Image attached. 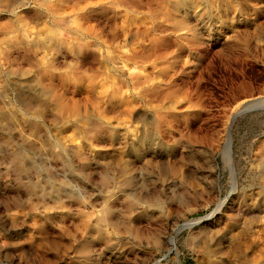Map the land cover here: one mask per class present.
Masks as SVG:
<instances>
[{
  "label": "rangeland",
  "instance_id": "rangeland-1",
  "mask_svg": "<svg viewBox=\"0 0 264 264\" xmlns=\"http://www.w3.org/2000/svg\"><path fill=\"white\" fill-rule=\"evenodd\" d=\"M0 264H264V0H0Z\"/></svg>",
  "mask_w": 264,
  "mask_h": 264
},
{
  "label": "bare ground",
  "instance_id": "bare-ground-1",
  "mask_svg": "<svg viewBox=\"0 0 264 264\" xmlns=\"http://www.w3.org/2000/svg\"><path fill=\"white\" fill-rule=\"evenodd\" d=\"M254 103L255 102H253V103H246L242 108L243 109H247L249 107H252L254 105ZM224 160H225V163L229 166L231 172H233V163H232V155H231V146L230 145H228V147H227V149L225 151ZM234 189H235V187H234ZM172 250H174V247L172 248Z\"/></svg>",
  "mask_w": 264,
  "mask_h": 264
}]
</instances>
